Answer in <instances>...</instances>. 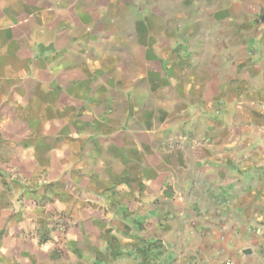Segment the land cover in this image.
I'll return each instance as SVG.
<instances>
[{
  "label": "rangeland",
  "instance_id": "rangeland-1",
  "mask_svg": "<svg viewBox=\"0 0 264 264\" xmlns=\"http://www.w3.org/2000/svg\"><path fill=\"white\" fill-rule=\"evenodd\" d=\"M16 1L0 0V5L4 10L13 9ZM18 1L19 9L25 10L26 15L28 10H36L29 20L37 25L47 22L52 11L69 10L76 18L81 10H96L94 0ZM120 1L128 7L127 16L131 17L122 24L127 28L125 36L138 46L135 67L128 65L132 51L127 57L128 46L122 50V69L124 73L135 70L137 74H148V114L142 115L141 109L135 115L148 118V168L157 173L160 167L177 171L176 174L180 170L188 172L185 180L191 192L183 199L200 203L190 210L153 209V221L148 220V210L120 211L121 202L160 204L167 198L169 202L185 201L175 188L178 178L174 175V179L165 180L164 197L154 190L160 185L148 186L149 181L158 180L153 175L143 180L109 177L104 170L111 163L102 158L104 147H94V151L101 152L98 157L89 147L88 168L83 176L76 172L81 170V163L75 159L71 175L68 162L61 165V171H53L47 161L40 162L45 173L34 175L33 162L17 161L22 157L21 147L8 143L11 140L7 131L15 123L4 122L0 123V219L8 215L9 233L13 238L19 237L17 244L25 250L54 251L60 259L71 258V264L98 262L96 245L106 244L107 248L106 239L90 243L87 238L113 232V222L108 219L121 212L129 219L141 218L128 222L121 231L123 235L132 232L141 237L140 243L135 236L122 241L123 250L137 252L140 257L131 259L125 252L119 259L105 258V264H264L262 249L254 257L244 254L249 248L241 251V243L225 241L226 236L230 238L226 227L247 221L246 226L252 228L255 215L262 211L232 209L229 203L235 196L224 201L221 192L226 185L227 189L233 188L229 190L234 194L240 192L244 181H251L252 172L264 167V80H259L264 66L258 64L264 45V29L260 28L264 11L251 19L241 17V5L233 0ZM105 9H112V4L108 3ZM145 23L148 32L143 34L139 26ZM146 50L148 56L144 54ZM144 58L147 64L142 62ZM120 117L110 116L112 123H118ZM239 173H243V178ZM211 198L217 204L214 209H207L203 203ZM22 214L25 218H21ZM154 224L167 233H176L179 228L181 234L148 238V225ZM184 228L189 237H182L190 246V254L174 244L181 240ZM213 237L218 239L216 248L220 252L206 255L192 248ZM234 237L242 242L244 236L238 233ZM111 243L110 240V246ZM8 244L11 247L16 242ZM233 245L239 246L237 251L228 253L226 249ZM47 257L42 255L41 263Z\"/></svg>",
  "mask_w": 264,
  "mask_h": 264
},
{
  "label": "crops",
  "instance_id": "crops-1",
  "mask_svg": "<svg viewBox=\"0 0 264 264\" xmlns=\"http://www.w3.org/2000/svg\"><path fill=\"white\" fill-rule=\"evenodd\" d=\"M233 1L241 5V17L244 18H257L256 14L264 11V0ZM94 2L93 8L96 10H81L76 18H72V11L69 10L52 11L47 17V22L40 25L29 20L30 15L34 16L37 13L36 10H26L29 14L26 15L25 10L19 9L18 0L13 9L4 10L0 5V123H15L7 131V138L11 140L8 143L21 147L22 157H18L17 161L33 162L34 175L45 173L40 162L46 161L51 163L53 171H61V165L68 162L69 173H72L75 159L81 163V170L76 172H81L79 175L83 176V172H87L88 168L89 147L97 157L101 152L98 149L94 151V147H104L102 158L111 163L104 170L107 176L143 180L148 179V175H153L158 180L149 181L148 186L160 185L159 189L154 190L164 196L166 192L162 190V185L166 179L167 181L174 179L175 175L179 180L175 186L177 194L185 200L169 202L166 197V202L162 201L160 204L149 201L148 204L121 202L118 207L120 211L128 208L145 212L148 210V220L153 221L156 220L153 218V209L164 211L195 209L200 202L183 199L191 192L185 180L189 178L188 172L180 170L176 174L177 171H168L160 167L161 170L157 173V170L148 168V118L135 116L141 109L142 115L148 114L146 109L148 74H137L135 70L124 73L125 69H122L124 61L122 50L127 46L129 48L127 57H131V51L133 53L132 63L131 60L128 62L129 67L131 64L135 67L138 63L137 43H130L125 36L127 28L122 25L131 19L127 16L128 7L126 9L120 0ZM108 3L112 4L110 10L105 9ZM243 6H247L248 9H244ZM108 20L111 21L110 24ZM251 26L253 27L252 24L248 25ZM139 28L143 34L148 32L146 23L140 24ZM260 28L264 29V24ZM261 32L264 34L263 30ZM261 43L264 44V40ZM261 49L258 64L264 66V45ZM144 54L148 56V50ZM142 62L147 64V58ZM259 80H264V70ZM15 107L18 111L14 109ZM119 114L122 115L120 121L112 123L110 116ZM30 145L34 148L29 149L27 146ZM261 170L252 172L254 175H251V181L248 179L244 181L245 186L240 192L234 194V191L229 190L233 188L227 189V185L224 186V191H221L224 201L229 196H235V200L229 203L232 209L246 212L262 211L255 215L256 223L255 221L252 223V228L251 225L246 226L248 225L246 220L244 225L242 223L237 226L231 223L229 228H225L230 234V238L225 237L227 244L241 243V251L249 248L254 257L260 253L259 248L264 251V167ZM243 173H239L242 178ZM203 204L207 209H214L217 201L211 198ZM21 216L25 218L23 214ZM188 216L187 213L185 219ZM244 216L247 217L248 213ZM5 217L0 219V264H61V262L71 264V258L65 256L60 259L54 251L40 248L27 251L19 246L17 243L20 239L10 235L8 215ZM140 219L135 216L129 219L126 214L118 213L108 219L113 222L111 226L113 232L106 231L108 234L91 235L87 238L90 243L99 242L100 238L106 239L108 249L105 248L106 244L96 245L95 253L100 257L96 264H105V258L119 259L125 252L128 258L140 257L137 252L135 254L132 250H123L122 241L135 236L140 243L141 237L138 234L133 235L132 232L130 235L121 233L122 226ZM99 220L101 221L97 219ZM154 225H148V238L158 236V239H164L174 236L175 231L167 233L163 227ZM113 226L116 228L113 229ZM238 233L244 236L242 242L234 237L238 236ZM175 234H181L179 228ZM183 234L185 237L188 236L185 228L181 237ZM180 239L174 243L175 247L189 253L190 246L186 238ZM10 241L16 242V245L10 247L8 244ZM217 242L218 239L213 237L203 241V245L200 246L195 242L196 246L193 245L192 248H197L199 253L213 255L220 252V249L216 248ZM238 247L233 245L226 251L235 253ZM42 255L48 256L47 261L43 263Z\"/></svg>",
  "mask_w": 264,
  "mask_h": 264
},
{
  "label": "water",
  "instance_id": "water-1",
  "mask_svg": "<svg viewBox=\"0 0 264 264\" xmlns=\"http://www.w3.org/2000/svg\"><path fill=\"white\" fill-rule=\"evenodd\" d=\"M244 254H246V255H251V254H252V251H251V250H245V251H244Z\"/></svg>",
  "mask_w": 264,
  "mask_h": 264
},
{
  "label": "built area",
  "instance_id": "built-area-1",
  "mask_svg": "<svg viewBox=\"0 0 264 264\" xmlns=\"http://www.w3.org/2000/svg\"><path fill=\"white\" fill-rule=\"evenodd\" d=\"M217 264H225V263H222V262H218Z\"/></svg>",
  "mask_w": 264,
  "mask_h": 264
}]
</instances>
